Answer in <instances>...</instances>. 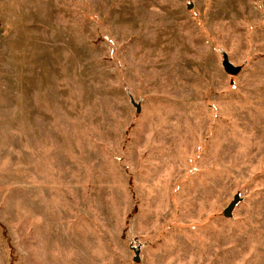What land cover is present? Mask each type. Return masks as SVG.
<instances>
[{
	"label": "rangeland",
	"instance_id": "374dc122",
	"mask_svg": "<svg viewBox=\"0 0 264 264\" xmlns=\"http://www.w3.org/2000/svg\"><path fill=\"white\" fill-rule=\"evenodd\" d=\"M0 264H264V0H0Z\"/></svg>",
	"mask_w": 264,
	"mask_h": 264
},
{
	"label": "water",
	"instance_id": "95a60500",
	"mask_svg": "<svg viewBox=\"0 0 264 264\" xmlns=\"http://www.w3.org/2000/svg\"><path fill=\"white\" fill-rule=\"evenodd\" d=\"M223 67H224V70L228 73H231V74H235L236 72H238V66L235 67L233 66L232 64H230L227 60H224L223 62ZM234 205V202H232L228 208L225 209V211L223 212L225 215H228L231 208L233 207Z\"/></svg>",
	"mask_w": 264,
	"mask_h": 264
}]
</instances>
